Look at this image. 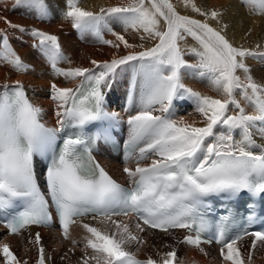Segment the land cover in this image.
I'll list each match as a JSON object with an SVG mask.
<instances>
[{"label": "snow or ice", "instance_id": "6c2138e0", "mask_svg": "<svg viewBox=\"0 0 264 264\" xmlns=\"http://www.w3.org/2000/svg\"><path fill=\"white\" fill-rule=\"evenodd\" d=\"M241 2L264 14V0ZM183 3L218 22L223 16L222 11L206 12L191 0ZM66 4L64 17L78 32L91 33L99 43L118 51L121 46L130 51L110 61L92 60L94 68H60L59 64H70L71 60L64 55L58 36L25 29L0 17L9 27L37 41L33 47L54 75L79 79L75 88L51 84L50 98L57 105L55 127L42 122L43 109L31 101L19 81L0 86V212L23 209L11 214L4 226L15 235L30 226L47 224L51 205L65 239L71 225L89 216L98 225H110L81 224L88 234L82 264H181L175 249L160 255L159 260L149 256L141 261L126 246L146 243L140 235L146 229L169 236L171 230L186 229L178 243L199 249L211 242L202 239L208 229L206 198H232L242 192L264 194V143L255 138L264 139V84L254 79L246 63L249 58L264 60V51H260V44L255 49L234 46L224 34L227 24L217 30L206 21L181 15L171 0H128L126 4L101 6L98 11L82 7L79 0H66ZM13 7L36 9L41 18L47 15L44 0H14ZM110 22L122 24L125 33H143L141 40L158 42L147 48L129 43L124 34L112 30ZM104 31L111 33L115 42L104 39ZM187 37L197 46L182 49L181 42ZM0 45V61L17 72L29 70L10 47L7 33L0 32ZM186 54L194 56L196 62L189 63ZM129 69L133 73L129 101L138 91L139 103L127 120V161L134 160L135 166L124 167L130 185L124 187L94 158L95 139L86 136L83 129L105 118L115 119L105 111V90L111 88L118 70ZM186 76L206 80L217 96L188 87ZM184 100L192 102L193 112L201 118L200 126L177 116L176 102ZM58 139L62 144L57 148ZM40 159L48 161L44 178L50 200L38 183ZM120 217H134L135 222L117 219ZM247 219L249 224L254 222V213ZM231 223V215L224 216L215 231L222 260L226 264H252V254L245 261L238 242L253 237L254 251L258 242L264 245V230L244 229L230 236ZM36 242H40L39 233ZM0 251L4 264H21L8 244ZM44 251L39 249V264H45Z\"/></svg>", "mask_w": 264, "mask_h": 264}, {"label": "bare ground", "instance_id": "6f19581e", "mask_svg": "<svg viewBox=\"0 0 264 264\" xmlns=\"http://www.w3.org/2000/svg\"><path fill=\"white\" fill-rule=\"evenodd\" d=\"M47 15L41 18L39 12L36 9L27 7H13L14 0H0V17H6L8 21L13 24L21 25L25 29L36 28L41 31L47 32L59 37L60 44L63 53L71 60V63H61L58 65L60 68L68 69L74 67H87L94 68L91 64L92 60L97 61H110L113 57L122 54H127V49H121L118 51L111 48L108 45L99 43L91 33L81 34L75 28L72 27L70 20L65 19L64 13L67 10L66 0H44ZM176 10L181 15L189 16L193 19L206 21L211 27L221 30L224 24L228 27L224 34L233 43L234 46H243L249 49H255L257 44L261 45L260 51H264V14H258L256 9L245 6L241 0H191L197 7L206 12L211 10H218L223 12V16L220 21L212 20L205 16H201L197 12L193 11L191 4L185 7L183 0H171ZM82 7L89 10L98 11L101 6L109 7L120 4L128 3V0H79ZM114 32L125 35L129 43L143 44L145 48L155 46L158 42L156 39L141 40L143 33H137L123 31L122 24L118 22H110L109 25ZM0 32L7 33L9 45L15 52L22 58L26 65L32 68L41 77V79L48 82L46 86L38 85V80L28 77L26 79L25 72H17L13 70L5 62L0 61V86L4 84L14 85V81H19L21 84L24 82V87L29 93L32 102L43 109L42 120L50 127H55L57 117V105L51 100V84L56 83L59 87H72L75 88L79 84V79L75 81L65 80L62 76H56L53 74L51 66L47 63L42 54L33 47V44L37 43L34 38L26 33H21L17 29L9 27L3 19H0ZM104 39L112 40L115 42V37L108 31L103 33ZM13 41H11V39ZM197 42L191 37H187L186 40L181 42L182 49H189L196 47ZM2 50V45H0ZM142 49L137 48L136 51ZM185 59L189 63H195L196 58L190 54L185 55ZM246 63L252 69V75L257 82L264 84V60L249 58ZM31 69V70H32ZM32 70V71H33ZM243 78V73L238 72ZM133 73L131 69L120 72L112 83L109 100L114 101L120 96L127 93V81H132ZM25 77V78H24ZM27 77V78H28ZM17 78V79H16ZM39 79V81L41 80ZM185 83L188 87H191L205 95L217 96V93L212 91L206 80L194 79L191 76L185 77ZM43 85V84H42ZM239 98V97H238ZM241 103L246 107L247 111H251L245 102L241 99ZM177 112V108H176ZM118 114H121L119 111ZM194 115V114H193ZM187 121H195L198 126L200 117L186 116ZM237 139L239 138L237 134ZM257 143H264V139L259 136L255 137ZM108 169L118 179L123 180L124 175L122 168L118 166L113 159L104 160ZM126 219L130 224H134L133 218H117ZM87 223L93 226L110 227V225H98L96 221H88ZM3 229L0 228V240L4 238L2 233ZM78 233V234H77ZM181 232H172V235H166L164 233L146 229L144 233L140 235L146 240V243L137 246L135 243L127 245L129 251L133 252L135 257L146 260L149 256L153 259H160V255L176 250L178 260L181 264H226L218 255L216 248L211 247L208 249L209 257L200 255L197 252L187 248L184 244L178 243L182 238ZM72 235L78 236L75 240V244L71 240L65 241L61 236L54 231L43 230L41 236V245L44 248L45 264H66L61 260V254L64 252H73L75 254V260L70 261V264H78L81 262L84 255V237L88 235L82 227H76L72 229ZM29 240L27 237H7L5 242L12 249L14 255L21 262V264H39L38 249L36 251L33 248L24 247L25 241ZM253 238H245L241 242H238V246L241 248V252L245 261H247L249 254H252V264H264V245L257 243V247L254 251L251 249ZM33 246V245H32ZM170 246V247H169ZM21 247V248H20ZM74 248V249H72ZM91 250H89L90 252ZM34 254L35 259H29ZM70 254V253H69ZM67 256H70V255ZM28 258H26V256ZM37 255V256H36ZM64 256V255H63ZM66 256V255H65ZM67 258V257H66ZM63 259V258H62ZM70 260V259H69ZM68 261V260H67Z\"/></svg>", "mask_w": 264, "mask_h": 264}, {"label": "rangeland", "instance_id": "374dc122", "mask_svg": "<svg viewBox=\"0 0 264 264\" xmlns=\"http://www.w3.org/2000/svg\"><path fill=\"white\" fill-rule=\"evenodd\" d=\"M11 39V41H13V39L12 38H10ZM32 68H30L29 67V70L27 71V72H25V76H26V79H30V78H32L31 76H33L34 78L33 79H35V82H36V80H38L37 82H38V85H40L41 87L42 86H46V85H48V82L47 81H45V80H43V79H41V77L40 76H38V75H36V74H38L37 72H36V74H35V71L33 70H31ZM28 74H29V77H28ZM28 77V78H27ZM25 78V77H24ZM17 79V78H16ZM39 79H41L40 81H39ZM17 81H14V83H16ZM127 83H128V87H127V89L128 88H130V85H131V81H127ZM22 84L24 85V82H22ZM43 84V85H42ZM179 103H182V105H185V106H187V109L186 110H183V111H180L182 108H180L179 106V111H178V115L177 116H183V117H186V116H194V115H196L197 117H199V115L198 114H196V113H194L193 112V107H191V105H193L192 104V102L190 101V100H184V101H179ZM193 113L192 115H187V113ZM23 246L24 247H29V248H33L35 251H36V247L33 245L32 246V244H31V242L29 241V240H27V241H25L24 242V244H23ZM21 248V247H20ZM72 249H74V248H72ZM38 252H39V250H38ZM40 253V252H39ZM70 253V254H69ZM70 255V256H67V255ZM64 255V256H63ZM66 255V256H65ZM26 256V255H25ZM37 256V255H36ZM39 256V255H38ZM61 260L64 262V260H65V263L66 264H70V261L72 262L73 261V259L75 260V254L73 253V252H64V253H62L61 254ZM67 257V258H66ZM26 258H28V256H26ZM39 258V257H38ZM63 258V259H62ZM29 259H32V260H34L35 259V257H34V254L32 255V257H29ZM70 259V260H69ZM37 260H39V259H37ZM68 260V261H67ZM39 262V261H38ZM78 264H81V262H79Z\"/></svg>", "mask_w": 264, "mask_h": 264}]
</instances>
